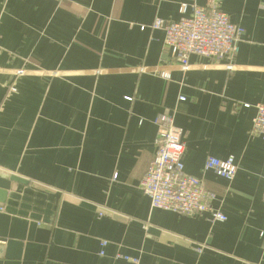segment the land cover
I'll return each mask as SVG.
<instances>
[{
  "label": "crops",
  "instance_id": "0c3cea01",
  "mask_svg": "<svg viewBox=\"0 0 264 264\" xmlns=\"http://www.w3.org/2000/svg\"><path fill=\"white\" fill-rule=\"evenodd\" d=\"M184 3L207 0H0V175L25 181L0 203V264H264V139L251 133L264 0H220L245 30L235 67L192 55L187 72L151 27ZM163 113L225 222L151 207L141 181ZM210 158H234L235 179Z\"/></svg>",
  "mask_w": 264,
  "mask_h": 264
},
{
  "label": "built area",
  "instance_id": "2783aa9c",
  "mask_svg": "<svg viewBox=\"0 0 264 264\" xmlns=\"http://www.w3.org/2000/svg\"><path fill=\"white\" fill-rule=\"evenodd\" d=\"M181 13L183 17L178 22L165 23L157 19L151 26L155 30L161 29L165 32V44L173 54L180 71L187 72L191 69L192 55L227 61L226 69L233 70L245 30L232 23L228 15L221 11L220 0H207L205 6L184 3ZM140 72H146V69L141 68ZM157 74L164 79H171L170 72L159 71ZM184 100L185 97L180 98V101ZM255 109L251 133L264 139V103L257 104ZM156 125V153L141 181V189L150 199L151 207L183 216L210 213L212 220L225 222L227 217L212 207L216 194L207 191L201 180L185 172L186 147L183 131L175 125L174 115L160 114ZM206 169L233 181L238 172V165L234 158H210ZM102 245L107 246L108 242L103 241ZM101 254L103 255V252ZM125 259L137 262L131 258Z\"/></svg>",
  "mask_w": 264,
  "mask_h": 264
},
{
  "label": "water",
  "instance_id": "95a60500",
  "mask_svg": "<svg viewBox=\"0 0 264 264\" xmlns=\"http://www.w3.org/2000/svg\"><path fill=\"white\" fill-rule=\"evenodd\" d=\"M12 182L24 183L25 181L14 176L5 178L4 176L0 175V203L3 201L6 192L11 189ZM2 254L3 247H0V259L2 258Z\"/></svg>",
  "mask_w": 264,
  "mask_h": 264
}]
</instances>
